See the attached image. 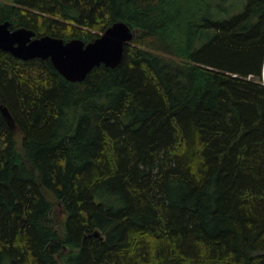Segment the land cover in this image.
<instances>
[{
	"label": "trees",
	"instance_id": "16d2710c",
	"mask_svg": "<svg viewBox=\"0 0 264 264\" xmlns=\"http://www.w3.org/2000/svg\"><path fill=\"white\" fill-rule=\"evenodd\" d=\"M4 21L133 37L81 81L0 49V264H264V0H0Z\"/></svg>",
	"mask_w": 264,
	"mask_h": 264
},
{
	"label": "water",
	"instance_id": "95a60500",
	"mask_svg": "<svg viewBox=\"0 0 264 264\" xmlns=\"http://www.w3.org/2000/svg\"><path fill=\"white\" fill-rule=\"evenodd\" d=\"M133 37L130 27L115 21L92 41L79 38L64 41L49 34L36 36L35 31L24 27L9 28L8 21L0 22V49L20 59H49L53 67L69 81H81L88 72L100 64L116 67L122 58L123 46ZM1 111L7 122L12 118L5 106ZM95 235L98 232L95 231Z\"/></svg>",
	"mask_w": 264,
	"mask_h": 264
},
{
	"label": "rangeland",
	"instance_id": "374dc122",
	"mask_svg": "<svg viewBox=\"0 0 264 264\" xmlns=\"http://www.w3.org/2000/svg\"><path fill=\"white\" fill-rule=\"evenodd\" d=\"M56 209H57V208H56ZM56 209H55V210H56ZM57 216H58V215H57Z\"/></svg>",
	"mask_w": 264,
	"mask_h": 264
}]
</instances>
